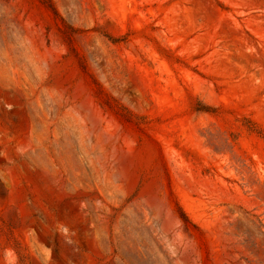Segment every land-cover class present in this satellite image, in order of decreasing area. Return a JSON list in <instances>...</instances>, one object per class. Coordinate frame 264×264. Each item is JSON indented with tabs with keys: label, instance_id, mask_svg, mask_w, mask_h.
Listing matches in <instances>:
<instances>
[{
	"label": "rangeland",
	"instance_id": "374dc122",
	"mask_svg": "<svg viewBox=\"0 0 264 264\" xmlns=\"http://www.w3.org/2000/svg\"><path fill=\"white\" fill-rule=\"evenodd\" d=\"M0 264H264V0H0Z\"/></svg>",
	"mask_w": 264,
	"mask_h": 264
}]
</instances>
